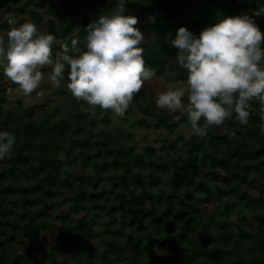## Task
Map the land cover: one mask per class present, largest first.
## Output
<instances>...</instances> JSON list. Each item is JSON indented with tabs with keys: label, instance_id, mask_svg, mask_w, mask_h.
<instances>
[{
	"label": "trees",
	"instance_id": "1",
	"mask_svg": "<svg viewBox=\"0 0 264 264\" xmlns=\"http://www.w3.org/2000/svg\"><path fill=\"white\" fill-rule=\"evenodd\" d=\"M18 1L0 0V16L4 3ZM58 2L63 5L68 0ZM125 5L157 22L177 20L164 43L141 45L147 67L156 76L145 82L133 102L151 113L157 107L152 100L157 78L164 73L169 54L174 60L171 81L186 85L187 71L179 67L178 49L171 44L177 30L183 26L198 37L224 17L253 15L264 0H130ZM76 8L91 19V12ZM16 11L23 13L24 7ZM257 17L255 22L264 33V13ZM7 28L6 22H0V33ZM6 87L0 84V131L14 134L16 145L10 158L0 160V264H72L71 260L94 264L93 236H101L105 245L98 252V264L112 260L141 264L145 255L148 264H200L199 257L206 253L214 258L234 255L231 264H264V119L258 102H253L247 125L240 124L233 113L201 139L192 135L188 124L190 144L184 155L175 157L167 151L166 159L149 158L151 183L161 182L156 170L170 171V189L160 188L154 195L145 186L142 172L133 169V162L144 165L142 155L123 140L109 132L93 138L92 129L85 125L88 118L80 113L49 124L38 115L36 105L26 107L20 99L6 103ZM181 117L188 123L186 116ZM157 119L167 122L164 112H158ZM89 121L95 125L93 119ZM112 165L120 171L106 189L101 185L102 173L112 171ZM135 184L141 186L139 192ZM196 191L202 194L195 195ZM214 192L219 193L216 199ZM56 197L62 198L59 207ZM145 198L150 200L148 205ZM221 201L226 206L248 207V214L234 218L236 231L225 219L216 218V209L207 210V203ZM210 219L217 225L212 227ZM158 249L169 252V259L161 258Z\"/></svg>",
	"mask_w": 264,
	"mask_h": 264
},
{
	"label": "clouds",
	"instance_id": "2",
	"mask_svg": "<svg viewBox=\"0 0 264 264\" xmlns=\"http://www.w3.org/2000/svg\"><path fill=\"white\" fill-rule=\"evenodd\" d=\"M125 12V0H118L109 14L87 25L85 50L73 39L55 54L54 35L41 32L31 21L17 26L14 17L5 16L10 30L0 35V69L25 97L36 93L39 98L46 79L60 88L67 73L68 90L77 101L86 102L89 111L110 110L123 118L145 82L156 76L144 59L145 37L138 18ZM262 13L264 5L251 16L224 17L198 37L180 27L171 44L178 49L179 67L187 71L186 85L168 83L156 98L157 107L186 116L192 135L201 139L233 113L247 125L253 102H258L264 119V33L254 19ZM15 145L14 134L0 131V160L10 158Z\"/></svg>",
	"mask_w": 264,
	"mask_h": 264
},
{
	"label": "rangeland",
	"instance_id": "3",
	"mask_svg": "<svg viewBox=\"0 0 264 264\" xmlns=\"http://www.w3.org/2000/svg\"><path fill=\"white\" fill-rule=\"evenodd\" d=\"M39 3L35 5L33 1L29 0H19L16 4L6 2L3 5L4 13L0 16V22H6L8 28L1 30L0 35H5L10 30V26L5 20V16L14 17L17 21V26L22 23L21 19L26 18L27 21L35 23L38 29L43 33L52 34L56 37V43L53 45V54L60 49V45L64 43L69 44V39H78L79 47L81 50L84 49V37L86 35L85 29L90 22L98 20L101 15H106L111 12L113 8L116 7L118 0H91L87 3L85 0H68L65 4H59L58 0H38ZM130 1V0H125ZM91 12V19L84 18L83 12L76 8L77 6ZM13 7V8H11ZM16 7H24V12L19 13L16 11ZM108 7V8H107ZM107 8V12L103 13V10ZM126 12L125 15H134L138 18L137 27L144 34V42L142 44H149L152 42H157L159 44L164 43V40L171 34L175 29L177 20L173 19H163L159 22L155 21L151 16L138 13L134 9H130L125 5ZM64 10H68L67 13ZM255 21L258 17H254ZM258 22V21H257ZM52 26V28H50ZM68 27V28H66ZM69 29V30H68ZM174 60L169 54L167 57V64L165 65V71L162 75L157 78V84L154 88V95L152 100L156 101L159 92L165 90V86L168 83H175L177 87H183L184 84L180 82L171 81L173 77ZM2 73V79L0 78V84L4 82L7 87L5 88L6 103H13L20 99V101L26 107L33 105L37 106V111L39 116H44L48 119L50 124L54 119L66 116L72 119L74 113H80L84 117L88 118L85 125L89 126L93 132V138L101 136L104 133H111L113 136L117 137L118 140H123L125 144L132 147L133 151L142 155L144 159V165L138 166L137 163L133 162V169L140 170L143 175L145 186L149 188L152 194L157 195L159 189L167 191L170 189L169 177L170 171H158L160 174L161 182L159 184L151 183L147 177V172L149 171V158L158 161L162 156V159H166V152L169 151L171 156L184 155L187 147L190 144V129L188 123L185 119L181 117L179 112L171 113L166 109H161L156 107L151 109V113H146L142 110L139 104L132 102L130 108L127 110L125 117H117L113 112L103 111L99 108L95 112L88 110V105L86 102L77 101L67 88L68 79L67 73H65V79L61 83L60 88H55L51 86L47 79L41 85V90L44 92L43 98L37 97L36 93H33L30 97H25L23 93L19 90L18 85L13 84L9 79H7L3 70L0 69ZM44 71H49L45 69ZM40 108V109H39ZM164 112L167 117V122H158L157 113ZM51 115V119L47 116ZM179 117V119H177ZM90 119L94 120V126H90ZM144 119V120H143ZM159 123V126H156ZM68 142V141H67ZM172 149V150H170ZM150 152L152 154H150ZM86 168L90 167V163L86 162ZM113 167V165H112ZM120 171V167L114 166L112 171H103V180L101 185L105 186L106 189L110 188L115 182V176ZM212 185V182L209 181ZM194 188V187H193ZM141 186L135 184V191L139 192ZM202 192H195V195H201ZM215 199L219 197L218 192H214ZM101 196L100 199H102ZM56 207L62 203L61 197L53 198ZM90 200H86L85 203H89ZM149 199H144L145 205H148ZM225 202L207 203V210L216 209V218L225 219L227 224L231 227L233 231H236V226L233 222L234 218L241 217L243 213H249L248 207L244 204H238L237 206H231L230 203L227 206ZM240 211V212H239ZM203 217H207L206 213H202ZM77 213H74V217ZM211 220V226L217 225L215 219ZM256 220H254L255 222ZM106 238L109 236L107 234ZM105 237V236H103ZM118 241L121 237L116 236ZM92 243L97 245V253L93 258V263L98 264L100 262L98 252L104 249V241L101 236H93L91 238ZM230 245L229 247H231ZM80 250V249H79ZM158 255L168 260L170 253L158 249ZM114 254H112L113 256ZM188 255H191L189 253ZM234 259V255L222 256L218 258L212 257L210 254L206 253L199 257L200 264L204 260L207 264H231ZM148 256H144L140 260L141 264H148ZM72 264H90L88 261L76 262L71 260ZM111 264H130L129 261H117L112 260ZM155 264H161L156 262ZM182 264V263H181ZM203 264V263H202ZM249 264V263H248Z\"/></svg>",
	"mask_w": 264,
	"mask_h": 264
}]
</instances>
